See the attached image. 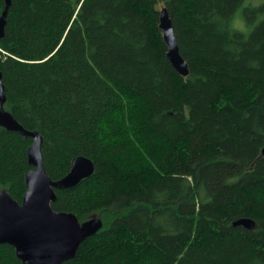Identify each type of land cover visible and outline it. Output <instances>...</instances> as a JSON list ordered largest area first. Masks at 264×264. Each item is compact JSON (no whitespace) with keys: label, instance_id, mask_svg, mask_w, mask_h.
<instances>
[{"label":"trees","instance_id":"trees-1","mask_svg":"<svg viewBox=\"0 0 264 264\" xmlns=\"http://www.w3.org/2000/svg\"><path fill=\"white\" fill-rule=\"evenodd\" d=\"M246 2L12 0L4 109L43 138L52 181L78 157L95 167L55 189V212L102 226L63 264H264V0ZM33 143L0 127V194L19 204ZM244 219L252 229L234 226ZM0 264L22 262L3 244Z\"/></svg>","mask_w":264,"mask_h":264},{"label":"water","instance_id":"water-1","mask_svg":"<svg viewBox=\"0 0 264 264\" xmlns=\"http://www.w3.org/2000/svg\"><path fill=\"white\" fill-rule=\"evenodd\" d=\"M5 8L0 18V42L5 35L7 16L12 0H4ZM159 28L168 48L167 57L176 72L183 78L190 71L181 56L175 29L167 8L160 12ZM6 96L3 77L0 71V127L15 132L24 138H32L29 149V164L33 167L27 176V192L22 204L9 193L0 194V245L12 246L22 264H63L74 259L81 245L95 235L101 224L93 221L80 224L77 216L71 213H58L52 209L57 200L55 189H73L83 180L90 178L95 171L94 163L85 157L73 160L70 173L60 181H52L45 169L42 156L43 138L20 125L4 109ZM264 157V149L262 151ZM252 229L253 221L244 219L234 226Z\"/></svg>","mask_w":264,"mask_h":264},{"label":"rangeland","instance_id":"rangeland-1","mask_svg":"<svg viewBox=\"0 0 264 264\" xmlns=\"http://www.w3.org/2000/svg\"><path fill=\"white\" fill-rule=\"evenodd\" d=\"M262 1L263 0H252V4L253 5H259V4L262 3ZM250 2H251V0H247V2L245 3L244 6H248ZM236 22H237L236 25L238 26L239 29L244 30V31H247L248 30V28H247V26H246V24H245V22L243 20L241 10L239 11V13L237 15V21ZM94 218L95 219H91L89 222L93 221L94 224L100 223V222H98V220H97L96 217H94Z\"/></svg>","mask_w":264,"mask_h":264}]
</instances>
